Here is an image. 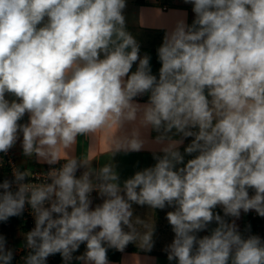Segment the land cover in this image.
<instances>
[{
    "label": "clouds",
    "instance_id": "9594fccd",
    "mask_svg": "<svg viewBox=\"0 0 264 264\" xmlns=\"http://www.w3.org/2000/svg\"><path fill=\"white\" fill-rule=\"evenodd\" d=\"M184 2L195 18L165 32L157 78L127 30L126 0H0V153L22 136L24 156L64 161L41 183L16 167L0 183V222L26 205L34 217L24 264L55 254L70 264L82 244V264H110L108 250L129 244L151 251L156 224L134 216L133 204L173 209L169 262L264 264V239L244 238L235 222L241 211L264 217V0ZM113 127L108 163L93 168L87 153L70 154L78 137L91 147ZM142 129L158 133L163 155L153 151L155 165L121 185L111 158L143 150ZM185 154L195 155L185 163ZM94 191L102 203L93 208ZM6 244L0 235V264L14 258Z\"/></svg>",
    "mask_w": 264,
    "mask_h": 264
},
{
    "label": "crops",
    "instance_id": "0c3cea01",
    "mask_svg": "<svg viewBox=\"0 0 264 264\" xmlns=\"http://www.w3.org/2000/svg\"><path fill=\"white\" fill-rule=\"evenodd\" d=\"M126 8L134 10H149L150 11V49H158L162 44L163 37L165 32L173 28L176 22L179 19H186V22L191 25L195 14L192 11V5L185 3L184 0H126ZM134 13H137L135 11ZM186 14V15H185ZM135 66V67H134ZM136 70V65H133L132 71ZM6 99L12 100L14 97L10 94H6ZM148 101V94H145L142 99L136 98V102L144 104ZM28 116L20 121V123H27ZM115 131V128L106 129L103 132L97 134V138L94 144L90 147V141L86 137H78L77 145L75 146L74 152L70 153L77 157L82 156L84 153H87L89 160H93L92 167L99 168L105 163L109 162V157L106 155L109 151V139L112 133ZM144 135L147 143L143 150L140 152H131V153H117L114 157L111 158V162L116 166V171L120 176V183L123 184V181L130 178L134 175L135 172L143 170L147 167H152L155 165L156 160L153 159V151L157 155H163L159 152V145L153 143L156 135L155 131L148 130L145 132L141 130ZM174 131V130H173ZM179 138V137H174ZM191 137L186 138L184 144L180 147V151L184 154V148L191 142ZM21 139L17 141L11 152L14 155L18 167L21 170L31 171L33 169H40L42 167L48 166L46 163H39L35 156L28 158L23 155V150L21 146ZM64 150L61 149V156L63 157ZM195 154L187 155L185 154L184 159L185 163L188 159L194 157ZM3 153H0V172L3 169L2 161ZM62 162V161H61ZM183 166L179 165L178 167ZM84 169H79V175L83 172ZM92 199V207L94 208L97 204L102 203V198L98 196L95 192ZM134 216H139L141 219H145L148 223L155 222L156 230L153 237L154 247L151 251L146 252L140 250L134 244H129L123 252L117 251L115 249H109L107 256L110 264H177V262H169L167 259V254L164 251L165 247L169 245L173 238L174 233L171 230V226L166 220V213L172 211V208L166 207L164 210H151L147 206H139L133 204ZM214 212L223 216V212L217 207L214 209ZM231 222L234 218H226ZM238 229L244 238H247L249 235H258L264 239V217H258V219H253L249 212L244 213L241 211V216L239 219L235 220ZM19 220L13 222L11 227H8L9 230L13 228V231L25 242L24 234L28 231L23 229V225ZM216 223L213 222L208 230L197 233L198 237H203L204 235H209L212 228L216 227ZM250 226V228H249ZM0 227L5 228L6 226L0 222ZM127 230V229H125ZM25 244V243H24ZM86 251V245L82 244L78 251L73 253V260L70 264H82L81 261L75 259L76 256L82 255ZM53 256H49L51 261ZM57 264H64L62 257L57 261Z\"/></svg>",
    "mask_w": 264,
    "mask_h": 264
},
{
    "label": "rangeland",
    "instance_id": "374dc122",
    "mask_svg": "<svg viewBox=\"0 0 264 264\" xmlns=\"http://www.w3.org/2000/svg\"><path fill=\"white\" fill-rule=\"evenodd\" d=\"M143 9L142 11L127 8L124 10L127 30L131 32L139 42L141 46V56L146 54L147 49H150V11ZM135 11H137V13H134ZM20 225H22V223ZM13 228L14 227L9 230L8 227H0V235L6 238V247L14 252V258L11 264H24L23 257L27 255L26 248H24L25 242H23L24 239H22V237L18 236L16 232L13 231Z\"/></svg>",
    "mask_w": 264,
    "mask_h": 264
},
{
    "label": "built area",
    "instance_id": "2783aa9c",
    "mask_svg": "<svg viewBox=\"0 0 264 264\" xmlns=\"http://www.w3.org/2000/svg\"><path fill=\"white\" fill-rule=\"evenodd\" d=\"M143 97L144 96L137 97V98L142 99ZM2 161H3V169L0 172V183H2L6 179L9 181H13L14 177L12 174V168L13 167L19 168V167H18L16 159H15L14 155L12 154L11 150H9V152L7 154L3 153ZM63 162L64 161H62L56 165H48V166L42 167L40 169H33L31 171H28L30 175L28 178H26L25 182H33V183L43 182L46 173L53 167L59 168ZM21 171H23V170H21ZM77 176H79V170L77 172ZM48 182H50V181H48ZM11 190L12 191L16 190V185L14 183L12 185ZM0 191H3V190L0 189ZM94 194H95V191L93 193H91V197H93ZM253 194H254L253 190L249 189V195L251 196ZM46 206H47V204H46ZM218 208L223 212L221 207L218 206ZM249 214L253 219H258V217H259V215L254 210H250ZM16 220H19V222H21L23 226L27 227L28 231H30L35 226L34 217L31 214V208L29 205L25 206V209H24L22 215H20L18 217H10L6 222H1V223H3V225L6 227H11L13 222ZM26 253H28L27 249H26Z\"/></svg>",
    "mask_w": 264,
    "mask_h": 264
},
{
    "label": "trees",
    "instance_id": "16d2710c",
    "mask_svg": "<svg viewBox=\"0 0 264 264\" xmlns=\"http://www.w3.org/2000/svg\"><path fill=\"white\" fill-rule=\"evenodd\" d=\"M141 2H143V0H141ZM146 54H148L151 59H150V66H151V71L153 75H156L157 78L159 76V69L161 67V64L158 60V56H157V49H147L146 50ZM23 229L25 231H28L27 227L23 226ZM53 259L50 261L49 257L47 258V262L46 264H57V261L61 258L60 254H55L52 255Z\"/></svg>",
    "mask_w": 264,
    "mask_h": 264
}]
</instances>
